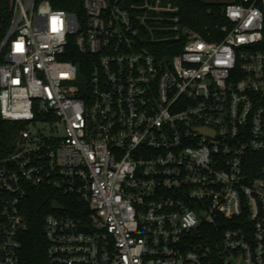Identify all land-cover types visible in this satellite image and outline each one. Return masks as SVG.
<instances>
[{"label": "built area", "instance_id": "2783aa9c", "mask_svg": "<svg viewBox=\"0 0 264 264\" xmlns=\"http://www.w3.org/2000/svg\"><path fill=\"white\" fill-rule=\"evenodd\" d=\"M200 1L201 31L177 0H9L0 264H264V0ZM41 189L65 201L30 263Z\"/></svg>", "mask_w": 264, "mask_h": 264}, {"label": "trees", "instance_id": "16d2710c", "mask_svg": "<svg viewBox=\"0 0 264 264\" xmlns=\"http://www.w3.org/2000/svg\"><path fill=\"white\" fill-rule=\"evenodd\" d=\"M53 8L62 9L76 15L78 20L85 17L82 0H48ZM181 5V15L186 24L201 31L204 24L211 23L214 14L219 12L217 4L206 3L200 0H177ZM12 11L9 0H0V43L3 40L12 21ZM264 49V40L262 44ZM65 59L76 61L74 56H65ZM20 125H11L0 118V142L6 144L10 141L11 131ZM53 199H64L47 189H41L32 193L25 201L24 213L27 216L29 229L22 235L23 256L30 263H36L43 258L45 250V239L42 232L44 214L50 211V203Z\"/></svg>", "mask_w": 264, "mask_h": 264}, {"label": "water", "instance_id": "95a60500", "mask_svg": "<svg viewBox=\"0 0 264 264\" xmlns=\"http://www.w3.org/2000/svg\"><path fill=\"white\" fill-rule=\"evenodd\" d=\"M82 89H83V91L85 92V87L84 86H82ZM51 208L52 209H60L61 208V206H60V204L58 203V202H52V205H51Z\"/></svg>", "mask_w": 264, "mask_h": 264}, {"label": "rangeland", "instance_id": "374dc122", "mask_svg": "<svg viewBox=\"0 0 264 264\" xmlns=\"http://www.w3.org/2000/svg\"><path fill=\"white\" fill-rule=\"evenodd\" d=\"M42 126H43L42 124H39L37 127H39V128H40V127H42Z\"/></svg>", "mask_w": 264, "mask_h": 264}]
</instances>
